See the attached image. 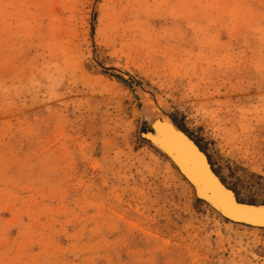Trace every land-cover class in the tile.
<instances>
[{"label":"rangeland","instance_id":"374dc122","mask_svg":"<svg viewBox=\"0 0 264 264\" xmlns=\"http://www.w3.org/2000/svg\"><path fill=\"white\" fill-rule=\"evenodd\" d=\"M163 113L264 203V0H0V264H264L142 138Z\"/></svg>","mask_w":264,"mask_h":264},{"label":"bare ground","instance_id":"6f19581e","mask_svg":"<svg viewBox=\"0 0 264 264\" xmlns=\"http://www.w3.org/2000/svg\"><path fill=\"white\" fill-rule=\"evenodd\" d=\"M146 128L147 130L141 131L142 138L146 139L150 144L154 145L158 150L162 151L169 157L172 164H174L179 173L193 188V191L198 199L210 205L230 222L241 223L246 226L264 229V222L258 221L256 218H249L243 213L236 212L235 208L228 204L222 193H220L218 189L214 188L211 181L204 174L202 166L195 154L190 152L180 135L174 132H183L184 135L197 145L198 149L203 153L209 167L215 175H217L221 183L230 189L232 194L236 197L234 189L228 186V184H226V182H224V180L214 170L207 153L203 150L200 144H198L197 140L184 131L174 117L166 113L161 115L158 114V116L156 115L150 120V123ZM195 187L197 192L195 191ZM237 200H239V198ZM242 202L250 203L245 201Z\"/></svg>","mask_w":264,"mask_h":264},{"label":"water","instance_id":"95a60500","mask_svg":"<svg viewBox=\"0 0 264 264\" xmlns=\"http://www.w3.org/2000/svg\"><path fill=\"white\" fill-rule=\"evenodd\" d=\"M147 130V129H145ZM182 138V140L185 142L186 146L190 150L191 153H194L196 158L198 159L199 163L202 166V170L204 174L208 177V179L211 181L214 188L218 189L220 193L226 198V201L228 204L235 208V211L238 213H243L247 215L249 218H256L258 221L264 222V203L263 202H255V204L252 203H243V200H237L236 197L232 194V191L225 187L223 183L219 180L217 175L212 171V169L209 167L206 159L204 158L203 153L198 149L197 145L191 141L186 135H184L183 132L177 131L174 132ZM195 191L197 192V189L195 187Z\"/></svg>","mask_w":264,"mask_h":264},{"label":"trees","instance_id":"16d2710c","mask_svg":"<svg viewBox=\"0 0 264 264\" xmlns=\"http://www.w3.org/2000/svg\"><path fill=\"white\" fill-rule=\"evenodd\" d=\"M174 119L176 120V118L174 117ZM178 122V121H177ZM179 124V123H178ZM179 126H181L180 124H179ZM181 128L184 130V131H186V132H188L184 127H182L181 126ZM190 134V133H189ZM190 136H192L191 134H190ZM199 142V141H198ZM201 146V145H200ZM202 147V146H201ZM203 149H204V147H202ZM205 150V149H204ZM197 200H199V201H201L202 202V200H200V199H198L197 198ZM239 200H241V199H239ZM244 201V200H243ZM247 202H250V203H255L254 201H247Z\"/></svg>","mask_w":264,"mask_h":264}]
</instances>
